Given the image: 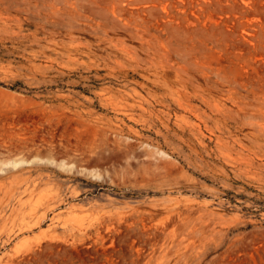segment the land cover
<instances>
[{
  "label": "rangeland",
  "instance_id": "374dc122",
  "mask_svg": "<svg viewBox=\"0 0 264 264\" xmlns=\"http://www.w3.org/2000/svg\"><path fill=\"white\" fill-rule=\"evenodd\" d=\"M0 264H264V0H0Z\"/></svg>",
  "mask_w": 264,
  "mask_h": 264
},
{
  "label": "bare ground",
  "instance_id": "6f19581e",
  "mask_svg": "<svg viewBox=\"0 0 264 264\" xmlns=\"http://www.w3.org/2000/svg\"><path fill=\"white\" fill-rule=\"evenodd\" d=\"M65 164V163H64ZM64 166V165H63Z\"/></svg>",
  "mask_w": 264,
  "mask_h": 264
}]
</instances>
